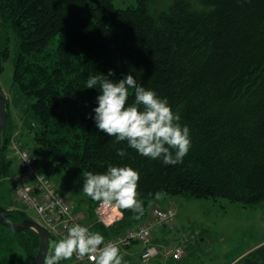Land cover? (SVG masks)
Here are the masks:
<instances>
[{
  "label": "trees",
  "instance_id": "1",
  "mask_svg": "<svg viewBox=\"0 0 264 264\" xmlns=\"http://www.w3.org/2000/svg\"><path fill=\"white\" fill-rule=\"evenodd\" d=\"M152 1L118 9L113 0H0V73L13 37L12 83L30 101L33 118L21 128L48 159L42 164L35 156L40 173L57 190L49 169L83 178L109 166L139 171L144 203L139 219L118 209L121 218L109 226L85 223L105 239L143 224L152 207L166 205L168 197L224 199L243 208L264 201V0H176L158 14L151 11ZM109 69L115 73L111 79L132 74L179 111L191 136L182 163L141 156L126 141L98 130L90 117L99 88L85 85L89 76L107 75ZM133 99L130 95L128 102ZM12 128L8 113L0 178L10 168L7 150L12 152L14 136L22 137ZM118 149L126 155L119 156ZM158 191L165 193L159 200ZM87 200L92 214L99 202ZM26 218L11 210L9 221ZM10 245L20 251L19 261L33 264L34 231L0 225V249Z\"/></svg>",
  "mask_w": 264,
  "mask_h": 264
},
{
  "label": "clouds",
  "instance_id": "2",
  "mask_svg": "<svg viewBox=\"0 0 264 264\" xmlns=\"http://www.w3.org/2000/svg\"><path fill=\"white\" fill-rule=\"evenodd\" d=\"M112 69L107 75L99 73L88 77L85 87L99 88L96 97L98 106L93 109L96 127L116 142L126 141L128 146L141 156L161 159L165 165L183 162L191 148L190 129L182 125L179 111H173L167 98L160 97L153 89L137 83L132 74L119 80L111 79ZM134 97L129 103V97ZM121 157L124 149H118ZM140 174L129 165L109 166L104 173L91 171L84 175L82 191L105 208L131 210L136 219L144 213V203L138 192ZM165 193H155L157 200ZM87 257L93 264H122L120 247L105 243L99 232L78 223L67 230L60 240H49L42 264H60L61 261Z\"/></svg>",
  "mask_w": 264,
  "mask_h": 264
},
{
  "label": "rangeland",
  "instance_id": "3",
  "mask_svg": "<svg viewBox=\"0 0 264 264\" xmlns=\"http://www.w3.org/2000/svg\"><path fill=\"white\" fill-rule=\"evenodd\" d=\"M174 1L176 0H153L151 11L153 14H158L167 9ZM113 5L115 8L125 9L134 7L136 2L135 0H113ZM56 38L58 39L59 36ZM14 57L15 44L14 38L11 37L8 54L2 63L0 86L6 98L12 129L15 133L22 132V137L14 136L13 140L18 142L20 139L19 142L21 141L24 145V149L21 151L33 154L42 164H45L48 159L44 150L38 146H31L24 129L21 128L23 121H32L33 118L30 117L27 110L30 101L12 83ZM16 142L11 143V148L13 146L18 148ZM16 172L18 175V169ZM44 172L46 173V171ZM47 173L59 193L68 196L67 199L73 201V205L79 212L85 207L89 208L87 206L88 197L82 191L83 176L64 173L60 169L57 171L49 169ZM1 180L4 178L1 177L0 182ZM16 180L4 181L0 184V206L5 209L10 207L9 210H20L29 219L40 223L41 218L37 212L32 208L22 206L17 200L15 195V190L18 188H15ZM165 202L169 207L175 209L172 225L174 228L170 232L172 236H170L166 247L170 249L180 245L185 249L184 261L181 264H227L233 259H236L238 264H244L245 256L251 252L247 251L264 241V201L254 208H243L240 204L230 203L224 199L200 200L168 197L165 198ZM162 203H158L157 206H165ZM7 239L10 242L13 238ZM130 248L131 251L139 252L141 245H133ZM18 256L22 257L15 245L0 249V261H5L8 264H31L26 259H23L22 262L19 261ZM248 258L253 259V255ZM162 260V256L152 258L147 264H166ZM61 263L74 264L71 260L61 261ZM130 263L142 264L137 254L130 258ZM167 264L180 263L168 260Z\"/></svg>",
  "mask_w": 264,
  "mask_h": 264
},
{
  "label": "built area",
  "instance_id": "4",
  "mask_svg": "<svg viewBox=\"0 0 264 264\" xmlns=\"http://www.w3.org/2000/svg\"><path fill=\"white\" fill-rule=\"evenodd\" d=\"M13 154L19 160L23 168L24 178L28 186L18 187L15 195L19 203L28 208L34 209L41 218V224L59 240L66 234L73 224L86 226L82 215L77 213L73 204L64 196H61L49 180L45 178L35 166L36 158L28 152L21 151L13 146ZM95 222L107 225L118 221L121 214L118 208H105L99 203L93 210ZM175 209L169 206L152 207L145 222L133 229L124 231L114 238L105 239V243L112 242L125 250L133 245H141L143 251L140 255L142 263L149 262L157 253L151 245L154 233L162 228L168 227L174 222ZM184 254V248L177 246L167 249L164 256L174 261H179ZM76 264H93L87 257H73Z\"/></svg>",
  "mask_w": 264,
  "mask_h": 264
},
{
  "label": "crops",
  "instance_id": "5",
  "mask_svg": "<svg viewBox=\"0 0 264 264\" xmlns=\"http://www.w3.org/2000/svg\"><path fill=\"white\" fill-rule=\"evenodd\" d=\"M9 150L10 149L7 150V155H8V159L11 160L10 168L7 170V172L5 174V177H4V180H1L0 184L3 183L4 181H9V180L17 179L16 180V184H15V188L28 186V182L26 181V179L23 176V172L21 171V169L19 167L18 161H17L16 158H14L15 155L13 156L12 155L13 152H10ZM17 169L19 171V174L18 175H17V172H16ZM58 193H59V191H58ZM62 196H65L66 197V195H62ZM72 203H73V201H72ZM164 204L167 205V203L165 201H164ZM9 209H10V207H8V210ZM87 209L85 207V209L83 208V210L81 212H79L77 210V208L75 207L76 212L77 213H80L82 215V219H84V223H86L91 228V227L94 226L93 224H95L96 222H95L94 214L92 215L89 212V209L88 210ZM107 225H109V224H107ZM172 225H170L168 227H165V228H162V229H159V230H157L154 233V235L152 237L151 245H152V247L155 248L157 254L153 258L161 257L162 256L163 263H166L167 264V261L168 260H171L173 262H179L181 264L184 261L183 259H184V256H185V252H184L182 258L179 261H174V260H172V259L167 258V257L164 256V253L167 250V247L166 246L169 243V239L171 238L170 236H172V234L170 233L173 230V228H174V226H172ZM177 246H180V245H177ZM130 249L128 248V249H125V250H121V255L123 257L122 264H131L130 263V258L131 257H135L136 254L139 256V260L141 262L140 255H141V253L143 251V248L141 247L139 252L131 251ZM252 250H254V251H252ZM247 252H250V253L245 256L246 258L244 257L245 258L243 260L244 261V264H264V241L261 242V243H259L256 246H254L253 248L249 249ZM251 255H253V259H249L248 258ZM71 261H73V259H71ZM235 262H236V259H233L230 262H228L227 264H238L239 263V262H236V263ZM147 263H142V264H147Z\"/></svg>",
  "mask_w": 264,
  "mask_h": 264
},
{
  "label": "water",
  "instance_id": "6",
  "mask_svg": "<svg viewBox=\"0 0 264 264\" xmlns=\"http://www.w3.org/2000/svg\"><path fill=\"white\" fill-rule=\"evenodd\" d=\"M8 117L7 103L5 95L0 86V152L3 150V139ZM11 211L0 206V225L4 228L14 231L21 232L26 230H32L38 237V249L35 255L33 264H42L43 256L47 251L48 241L56 240L43 226L38 222H35L29 218L22 220L20 223H11L9 218Z\"/></svg>",
  "mask_w": 264,
  "mask_h": 264
},
{
  "label": "bare ground",
  "instance_id": "7",
  "mask_svg": "<svg viewBox=\"0 0 264 264\" xmlns=\"http://www.w3.org/2000/svg\"><path fill=\"white\" fill-rule=\"evenodd\" d=\"M27 208V207H26ZM41 226H43L41 223H39ZM45 228V227H44ZM46 229V228H45ZM47 230V229H46ZM48 231V230H47ZM49 232V231H48ZM50 233V232H49ZM51 234V233H50ZM51 235H53V234H51ZM54 236V235H53ZM55 237V236H54ZM56 238V237H55ZM58 238H56V240H57Z\"/></svg>",
  "mask_w": 264,
  "mask_h": 264
}]
</instances>
